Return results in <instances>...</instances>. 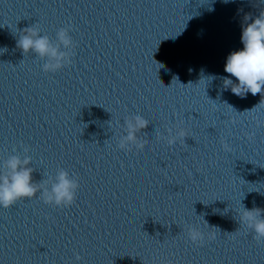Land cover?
Instances as JSON below:
<instances>
[{
	"label": "water",
	"instance_id": "95a60500",
	"mask_svg": "<svg viewBox=\"0 0 264 264\" xmlns=\"http://www.w3.org/2000/svg\"><path fill=\"white\" fill-rule=\"evenodd\" d=\"M262 11L261 0H0V162L28 146L34 181L63 168L79 182L68 207L37 194L0 208V264H264V240L238 214L264 209V94H221L244 17ZM69 25L75 55L55 73L16 46L25 28L54 39ZM132 112L147 118L144 142L118 147Z\"/></svg>",
	"mask_w": 264,
	"mask_h": 264
},
{
	"label": "clouds",
	"instance_id": "9594fccd",
	"mask_svg": "<svg viewBox=\"0 0 264 264\" xmlns=\"http://www.w3.org/2000/svg\"><path fill=\"white\" fill-rule=\"evenodd\" d=\"M214 2V0H213ZM229 3L230 0H222ZM264 2V0H261ZM209 10H212L211 7ZM16 40V46L23 54L33 53L43 60L41 69L45 73H55L72 63L76 44L70 35L71 26L60 27L56 30L55 38L41 34L38 28L28 27ZM240 41L242 48L229 52L224 64L221 94L230 90L231 93L243 98L247 93L264 94V11L256 16L245 15L241 24ZM6 51L5 48H0ZM215 79V75L210 76ZM233 77L235 80H233ZM147 123V118L140 112H132L124 118L123 125L117 122V127L123 129L118 136L117 146L128 148L135 143L139 147L144 141L137 133L141 126ZM187 135L183 128L163 137L167 144L173 145L177 140ZM225 150H230L224 144ZM28 146H23V155L14 148L7 159L0 162V208H9L20 199H30L37 194L46 204L58 207H68L76 199L79 182L63 168H58L54 177L40 183L33 180L31 157L27 154ZM264 209L253 207L240 211V224L251 229L258 240H264ZM187 236L193 243H203L204 234L198 227L187 229ZM214 238V237H213Z\"/></svg>",
	"mask_w": 264,
	"mask_h": 264
},
{
	"label": "snow or ice",
	"instance_id": "6c2138e0",
	"mask_svg": "<svg viewBox=\"0 0 264 264\" xmlns=\"http://www.w3.org/2000/svg\"><path fill=\"white\" fill-rule=\"evenodd\" d=\"M74 203V202H73ZM61 208H64V207H61ZM9 208L5 209V210H8Z\"/></svg>",
	"mask_w": 264,
	"mask_h": 264
}]
</instances>
